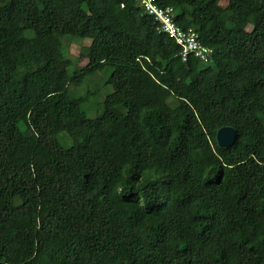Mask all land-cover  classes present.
I'll return each mask as SVG.
<instances>
[{
    "label": "trees",
    "instance_id": "trees-1",
    "mask_svg": "<svg viewBox=\"0 0 264 264\" xmlns=\"http://www.w3.org/2000/svg\"><path fill=\"white\" fill-rule=\"evenodd\" d=\"M156 2L208 62L134 0H0V264H264V0Z\"/></svg>",
    "mask_w": 264,
    "mask_h": 264
},
{
    "label": "built area",
    "instance_id": "built-area-1",
    "mask_svg": "<svg viewBox=\"0 0 264 264\" xmlns=\"http://www.w3.org/2000/svg\"><path fill=\"white\" fill-rule=\"evenodd\" d=\"M134 1L155 19L161 32L168 35L182 48L183 60H186L189 55H194L204 62L210 60L212 50L199 42L198 35L193 30H184L175 23L171 8L159 7L156 0Z\"/></svg>",
    "mask_w": 264,
    "mask_h": 264
},
{
    "label": "rangeland",
    "instance_id": "rangeland-1",
    "mask_svg": "<svg viewBox=\"0 0 264 264\" xmlns=\"http://www.w3.org/2000/svg\"><path fill=\"white\" fill-rule=\"evenodd\" d=\"M222 5H225V2H222ZM79 42L80 43L72 41V40L69 41V39L65 40V43L70 44L69 45V56H70V58L73 61L77 62V65L79 67H84V66H86L88 64V61L80 59L81 50H82V47H84V46H90L91 40L85 39L83 41L80 40ZM95 80L100 82L101 81V75H97L95 77ZM110 91H111V89L109 88L108 90H106L105 94L109 93ZM94 109H95V106H94ZM94 114L95 113H92L91 116L93 115L92 117H94L95 116ZM58 138H59L60 143L64 147H69L70 146V142L68 140H66V138L64 137L63 134H60Z\"/></svg>",
    "mask_w": 264,
    "mask_h": 264
},
{
    "label": "water",
    "instance_id": "water-1",
    "mask_svg": "<svg viewBox=\"0 0 264 264\" xmlns=\"http://www.w3.org/2000/svg\"><path fill=\"white\" fill-rule=\"evenodd\" d=\"M216 140L219 147L229 148L236 142L237 132L234 128L223 127L218 130Z\"/></svg>",
    "mask_w": 264,
    "mask_h": 264
}]
</instances>
